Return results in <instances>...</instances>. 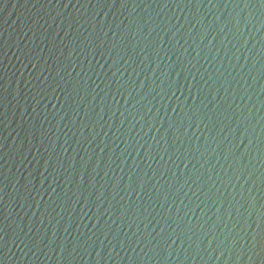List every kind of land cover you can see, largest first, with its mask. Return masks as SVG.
<instances>
[{
    "label": "water",
    "instance_id": "obj_1",
    "mask_svg": "<svg viewBox=\"0 0 264 264\" xmlns=\"http://www.w3.org/2000/svg\"><path fill=\"white\" fill-rule=\"evenodd\" d=\"M0 264H264V0H0Z\"/></svg>",
    "mask_w": 264,
    "mask_h": 264
}]
</instances>
